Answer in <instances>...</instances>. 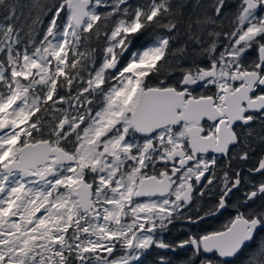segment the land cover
<instances>
[{
	"label": "snow or ice",
	"instance_id": "1",
	"mask_svg": "<svg viewBox=\"0 0 264 264\" xmlns=\"http://www.w3.org/2000/svg\"><path fill=\"white\" fill-rule=\"evenodd\" d=\"M261 232L264 0H0V264H264Z\"/></svg>",
	"mask_w": 264,
	"mask_h": 264
},
{
	"label": "flooded vegetation",
	"instance_id": "2",
	"mask_svg": "<svg viewBox=\"0 0 264 264\" xmlns=\"http://www.w3.org/2000/svg\"><path fill=\"white\" fill-rule=\"evenodd\" d=\"M203 203V201H198L196 205L193 206V209L187 214H194L195 208L201 206ZM233 215L234 210L230 208L227 211H224L222 215L217 214L215 216H208L203 221L196 224H191L184 219H178L177 221H175L174 225L169 226L170 231L165 235L168 239H184L192 234L202 235L206 232L222 230L223 226L229 222ZM168 256L170 259H172L173 264H188V261L190 259H193L191 248L177 249L176 252H169ZM156 257L157 252H149L144 256L143 264H154V260L156 259ZM243 257L246 256L243 255ZM234 259L235 258L229 260V262L231 263Z\"/></svg>",
	"mask_w": 264,
	"mask_h": 264
},
{
	"label": "trees",
	"instance_id": "3",
	"mask_svg": "<svg viewBox=\"0 0 264 264\" xmlns=\"http://www.w3.org/2000/svg\"><path fill=\"white\" fill-rule=\"evenodd\" d=\"M21 3H27L28 0H20ZM131 3L135 4L137 0H130ZM151 37L150 36H144L142 37L139 41H137V46L139 47L140 45H147L150 43ZM264 238V232L260 233V236L257 237V240ZM235 260V261H234ZM230 264H246V257L240 256L238 258H235Z\"/></svg>",
	"mask_w": 264,
	"mask_h": 264
},
{
	"label": "water",
	"instance_id": "4",
	"mask_svg": "<svg viewBox=\"0 0 264 264\" xmlns=\"http://www.w3.org/2000/svg\"><path fill=\"white\" fill-rule=\"evenodd\" d=\"M229 260L233 259V258H228Z\"/></svg>",
	"mask_w": 264,
	"mask_h": 264
}]
</instances>
